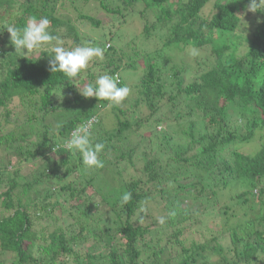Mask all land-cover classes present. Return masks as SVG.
<instances>
[{
  "label": "trees",
  "instance_id": "obj_1",
  "mask_svg": "<svg viewBox=\"0 0 264 264\" xmlns=\"http://www.w3.org/2000/svg\"><path fill=\"white\" fill-rule=\"evenodd\" d=\"M51 1L0 0V186L3 184L0 205L10 211L8 215H0V264H169L164 258L162 262L158 254L168 250L166 253L173 255L170 251L173 242L167 234L172 227L174 243L181 245L182 252L173 261L181 264L188 259H201L202 264H211L207 251H212L221 255L219 264H237L226 259L217 234L211 235V241L189 243L184 237L192 225L178 228L191 220L193 213L205 214L218 204V210L212 212L208 222L197 219L198 224L206 223V228L212 226L215 218L226 214L230 207L221 202L220 195L225 190H235L230 200L243 203L247 198L252 205L256 202L259 210L254 218L248 217L246 227L250 231L246 234L250 238L243 242L242 260L247 263L264 255V8L249 11V0H94L105 11L103 17H109L112 22L106 32L100 16L78 13L77 20L83 19L97 29L93 41L83 42L74 22L60 17ZM246 12L254 15V19L259 18L250 19ZM29 17L48 18L50 33L63 37V41L70 39L69 45H63L67 49L101 47L104 56L100 62L104 64L99 73L87 68L78 78L70 80L62 73L50 72L51 46L34 54L15 53L7 28H23ZM124 23L131 27L142 24L140 32L144 36L140 44L145 43L144 49L152 38L159 41L152 52H139L137 47L129 50L126 65L124 52L118 56L119 49L105 43L117 38L115 44L118 38H123L120 31L124 30ZM241 27H247L248 32L241 31ZM246 39L249 44L241 54L240 45ZM191 48L206 52L209 54L206 61L209 56L214 57L213 61L204 64V59L198 57L200 52L196 57L190 56ZM135 56L138 60L134 62ZM137 62L144 65L146 75L131 86L134 95L129 106L80 94L79 90L101 75L117 79L118 86L124 87L126 83L117 72L135 69ZM193 67L195 72H200H190ZM37 95L39 104L32 100ZM23 97L30 98L27 115L23 122L7 128L11 114L19 115L9 108V103ZM109 103V112L102 111ZM235 104L239 109L234 114L231 106ZM172 113L183 119L185 127L172 123L175 120L170 117ZM108 115L110 123L104 119ZM57 116L60 120L54 130L46 120L48 117L55 120ZM93 118L96 122L91 121ZM88 121L92 122L90 130L95 134L92 142L105 145L98 156L103 161L102 168L87 169L80 154L55 148L76 127ZM158 125H163L165 131L157 133ZM133 127L151 136L150 151L154 147L158 150L154 157L147 151L135 153L137 147L126 153L117 149L113 140L124 139ZM169 129L180 134L175 136ZM147 135L144 136L148 138ZM179 136L184 141L175 140ZM165 153L172 155L176 165L168 174L166 166L159 161L162 158L159 155ZM52 155L60 160L49 173L40 170L39 176L30 179L21 173L22 164L41 157L42 161H51ZM123 158L129 163L138 160L141 163V174L134 180L121 181L122 169L116 160ZM73 162L74 168L81 167L84 174L92 170L87 180L89 185L110 163L117 166L111 167L116 183H106L111 190L100 194L101 200L111 207L95 203L94 194L88 193L86 186L64 182ZM188 162L191 166H187ZM170 176L176 183L167 189ZM52 182L57 189L50 187ZM17 188L26 193L32 191V197L24 199L19 195L14 199L12 193ZM204 190L207 195L202 194ZM125 192L131 193L132 198L122 204ZM179 192L192 196L193 208L185 209L180 201L174 200ZM57 194L71 203L70 208L63 206L55 197ZM154 200L164 201L166 208H170L162 215L163 223L141 210L143 206L156 204ZM58 203L61 213L55 220L65 225L59 222L50 232L37 231L35 224ZM143 213L146 218L142 220ZM144 220L148 222L142 223ZM240 225L237 222L233 227H221L217 233L222 232L231 243H237L241 237ZM124 256L128 257L126 261Z\"/></svg>",
  "mask_w": 264,
  "mask_h": 264
},
{
  "label": "rangeland",
  "instance_id": "obj_2",
  "mask_svg": "<svg viewBox=\"0 0 264 264\" xmlns=\"http://www.w3.org/2000/svg\"><path fill=\"white\" fill-rule=\"evenodd\" d=\"M51 4L53 5V8L56 10V13L60 17L65 18V19H71L74 22V24L77 26V28L79 29V31L81 33L80 38H82L83 42H87L88 40H92V39L94 40L96 33H97L96 32L97 29H95L90 24H86V22L83 19L81 20L78 18L79 20H77L78 13L88 14V15L97 16V17L100 16L98 18L103 20L102 27H104V30L106 32L108 31V29L111 25V22H112V20H110L109 17H107V16L103 17L105 15V11L103 9H101L99 3L95 2L94 0H53V1H51ZM246 14L249 16L250 19H252L254 17V15L248 14L247 12H246ZM256 18H259V16H256L255 19ZM244 24L250 26V22H246ZM247 27H243V28L241 27L242 29H240V30L243 31L245 29L244 32L247 33L248 32ZM122 28L124 30L120 29V30H122L120 32L123 35V38L122 39L118 38L119 39L118 43L113 44V41H115L117 38H114L113 41L108 39L105 41V43H106V46L108 43V44L113 45L116 48H118L119 52H120V53L116 52V54L118 56H120V54L122 52H124V54L122 55L124 64L128 61L126 53H130L132 48L137 47V50H139V52L144 51V50L146 52H148V51L152 52L154 50V48H156L159 44L158 39L154 37L151 39L150 44L148 43L146 45L145 49L143 48V46H145V43L143 45L140 44V38H142V36H144L143 33L140 32V30L142 28V24L140 25V24L135 23V25L131 27L129 24L124 23V24H122ZM139 32L141 34H139ZM64 33H65V31H64ZM117 33H119V32H117ZM117 33L115 35H117ZM60 34H61V31H60L59 35ZM138 34H139V36H138ZM64 37H66V36H64ZM62 39H63V37H62ZM70 42L71 41L69 38H65V40L63 41V43H64L63 45H69ZM248 44H249V40L246 39L240 45V53L241 54L246 52ZM0 51H1V48H0ZM35 52L36 51L29 52V53L34 54ZM199 52H200V56H198V57H200L201 59H204V61H205V62H203L204 64H207L208 61L209 62L213 61L214 57L209 56L210 59L206 61V58L208 57L209 54H206V52H204L202 50H200ZM135 59L136 60H134V62L138 60V57L135 56ZM100 60L101 59L93 58V60L89 63L88 68H90V70L94 74L99 73V71L101 70L100 66H102L104 64V62H100ZM194 69H196V67H193L190 69V72H193V74L195 72ZM198 72H200V70L196 71L195 73H198ZM117 73L119 76L122 75L120 77L126 83L125 86L128 87V89H129V95L126 97V99H125L126 101L121 102L119 104V106H129V102L131 100V97L134 95V87L131 88V86H133L134 83L139 82L141 80V78L146 75L145 71H144V65L141 64V62H140V64H138V62H137V67L135 69L126 68L125 70H122L121 73H120V71ZM122 77H124V78H122ZM192 77H193V75H192ZM188 78L190 79L191 76H188ZM32 98H33L32 100H34L37 104H39L38 95L34 96ZM29 99L30 98H28V97L27 98L23 97V98L18 99V100H13L9 103V105H8L9 108L15 110L16 112H19V115L15 116V115L11 114V116L8 118L7 128H10L13 125H16L17 123H20L22 120H24L23 118H25V115H27V114H25V112H26L27 108H29V107H26V105H28L27 100H29ZM62 99L63 98L61 96L58 97L59 101H61ZM110 105L111 104L109 103L108 108H105L102 111L109 112ZM21 106H22V108H21ZM231 107H232V109L235 110L234 114L238 112L239 107H237L236 104L231 106ZM30 109H34V108H30ZM175 115H176L175 113H172L170 115V117L172 119H175L174 121H172V123H180L181 125L184 126L183 119L182 118H176ZM104 119L107 122H109V119H110L109 115L105 116ZM58 120H60V118L58 116L55 117V120H53L51 117H48L46 122L51 127H53L54 130H56V128H54V127H57L56 122ZM94 120H95L94 118L91 119L92 122ZM244 121H245V119L243 118L242 122H244ZM95 122H96V120H95ZM156 131H157V133H161L162 131H165V130H163V125L156 126ZM168 132L173 134V131L171 129H169ZM175 132L176 133L173 134L175 136L180 134L179 131H175ZM126 133H128V134L124 139L121 140V139L116 138L113 140L114 144L118 150L121 149L126 153L130 149L137 147L138 149L136 150L135 153L147 151V152H149L148 155H151V157L154 155V153L156 151H158L155 147H154L153 151H150L151 136L149 137V135H147L148 133H144L143 129L134 130V127H133V129H130V131H128ZM144 135H147L148 138L145 137ZM92 137H95V134H92ZM33 138H35V137L33 136ZM175 140L182 142V141H184V138L179 136L178 139L175 138ZM254 143L256 144L257 141H254ZM251 146H252V144L249 145V147H251ZM112 151L113 150L111 149V152ZM133 155H135L134 152H133ZM137 155H140V154H137ZM107 156H109V158L113 159V156H111V155H107ZM159 156L162 157L159 159V161H161V164L166 166L167 174L171 173L169 171L173 170V167L176 166L175 162L172 160V155H167L165 153L164 155H159ZM183 156L188 157L189 155H183ZM59 160H60V158H57L56 156H53L51 161H49V160L48 161H42V157L37 158L36 160L29 161L25 164H22L20 166L21 173L23 175H27L26 179L34 178V176H39L40 170H43V173L47 174V173H49V170H51L53 165L55 166V168H57V166L59 164ZM75 160L77 162L78 158L76 157ZM136 160H138V159H136ZM116 161H118V163H119L118 167L122 169V175L120 177L121 181H124V180L128 181L129 179L134 180L136 177H138L141 174V163L138 162L139 160L136 161L135 164L129 163L126 158H123L122 160H116ZM73 164H74V162L71 165L72 171L67 176V178L64 182H73L74 181L76 187L86 186L87 192L88 193L91 192L92 194H94V202L95 203H99L101 205V207H104V208L110 206L111 204L107 203V201L101 200L100 194H106L107 189L111 190L110 186L106 187V183H112V182L116 183V181H117L116 175L113 173V169L111 167L113 166L114 168H116L117 166H114V164L110 163L109 167H106L103 170H100V172L102 171L100 174V177L93 180L92 184L89 185V184H87V180H88V178L91 177L90 175L93 173L92 170H88L87 174H84V173H82L83 170L81 169V167L74 168ZM187 166H191V163L188 162ZM62 170H63V168H62ZM113 177H115V179H113ZM169 179H170L171 183L168 186H165L167 189L172 188V186L176 183V180L173 178V176H170ZM2 185L3 184H1V186ZM1 186H0V191H1ZM50 187L56 188L55 183L52 182ZM95 188L97 190H99V192H95V190H96ZM22 190H20V188H17L12 193L14 199H16L19 195H22L24 197V199H28V198L32 197V194H33L32 191H28L26 193V191H22ZM254 192H256V191L254 190ZM202 194L207 195L206 190L202 191ZM234 194H235V190L230 191V192H227V190H225L221 193L220 197H221L222 204H230V207L227 210L226 214H222L219 217L215 218L214 222L212 223L213 225L210 226L209 228H206L204 226V224H206V223L198 224L197 219H199V220L202 219L203 221L208 222V220L210 218H212V216H211L212 212H216L218 210V207H219L218 204H215L214 206H212L210 208V210L205 214L199 215V214L193 213L194 216L189 221H195L194 222L195 224H191V223H189V221H187V222L181 223L178 228H183V227H187L188 225H192L191 230L184 237V238H187V241L189 243L192 240L194 242H200V243L204 240L205 241L206 240L211 241V235L217 234V236L220 237L219 243H221V245H222V251H224V255H225L226 259L230 262H234L237 264H264V255L263 254H260L261 256H258L256 259L250 260L247 263L242 260L243 257H242V251L241 250H242L243 242L246 238H250L246 234V232L250 231L249 228L246 227L248 225V222H247V220L249 219L248 217L251 216L252 218H254L255 216L258 215L259 210H257L258 206H257L256 202L254 205H252L251 200L249 201L247 198H245L246 201L243 200V203H240V202L237 203L235 201V199L230 200L229 198H231L232 197L231 195H234ZM55 197L60 202L63 203V206L65 208H67V209L70 208L69 206L71 205V203H69V202L67 203L68 200L67 201L63 200V198L59 194L55 195ZM174 198H175L174 200L180 201L181 202L180 206L183 205V207L185 209H189V208L194 207L195 200L192 198V196H186L182 192H179L177 194V196ZM49 200H47V201H49ZM52 200H54V198H52ZM253 200L255 201V198H253ZM38 201H40V198L38 199ZM154 201H156V200H154ZM59 203L57 204L56 208L51 213L45 212L44 218L38 220V222L35 224L37 231H39L41 233L50 232L59 224V222H61L63 225H65V222H63V221L58 222L57 220H55V218H58L60 216V213H61L59 208H58ZM165 203L166 202H164V201H156V204L152 203V204H150L149 207L143 206L141 208V210L144 211V213H148L150 215L152 214L154 220H157L160 222L162 215H164L167 212V210H170V208H168V209L166 208ZM46 211H49V209ZM9 213H10L9 210H4L0 205V215L1 216L8 215ZM144 213L141 216L142 220L146 218ZM151 219H152V217H151ZM145 222H148V221L144 220L142 223H145ZM237 222L241 223L240 227H238V232H239V234H241L240 235L241 237L237 243H231L229 237L226 235H222L221 234L222 232L217 233V231L221 227L222 228L233 227V225H235ZM198 228H199V232H198ZM174 229L175 228L172 227V228H169L167 230V234H168V236L171 235L170 238H171V241L173 242V246L170 248V251L173 252V255L171 253H166V251L168 252V250H165L162 253L158 254L159 255L158 258L162 262H163V258H164V260L165 261L167 260L169 264H171V263L172 264H180V263L176 262V260L173 261L174 260L173 257H176V254L182 255L181 245L176 243V242L174 243V236L172 235V231ZM199 233H201V235H199ZM147 239H148V236H146L145 241H147ZM184 245H188V244L186 242H184ZM137 246L140 247L141 243H138ZM207 252H208L207 257L209 259V262H211V264L212 263L219 264L220 259H222L221 255L219 253H215L212 251H207ZM6 257H7V260L8 259L10 260V255H7ZM144 257L146 258V256H144ZM127 259H128V257L124 256L123 260L126 261ZM202 263H203V260L201 261V259H197L196 261L188 259L186 263L182 262L181 264H202ZM138 264H142V263L139 262Z\"/></svg>",
  "mask_w": 264,
  "mask_h": 264
},
{
  "label": "clouds",
  "instance_id": "obj_3",
  "mask_svg": "<svg viewBox=\"0 0 264 264\" xmlns=\"http://www.w3.org/2000/svg\"><path fill=\"white\" fill-rule=\"evenodd\" d=\"M264 8V0H249L248 10L252 12ZM50 20L46 17H29L23 28L9 26L10 42L14 46L15 53L26 55L51 46L52 59L49 61L48 70L52 73H62L68 79L78 78L89 66L93 58L103 59L104 52L101 47L78 46L67 49L63 46V40L58 35L49 31ZM26 50V51H25ZM188 53L192 57L199 54V50L191 48ZM119 81L109 75L99 76L94 83H89L79 90L85 98L95 97L97 100H105L113 105H119L129 95L128 87L118 86ZM92 122L88 121L76 127L70 137L55 148H62L70 154L78 153L82 157L83 165L87 169L102 168L103 161L98 158L105 148L103 143L92 142ZM131 193L125 192L121 197V203L127 204L131 200ZM164 220L161 218L160 223Z\"/></svg>",
  "mask_w": 264,
  "mask_h": 264
}]
</instances>
